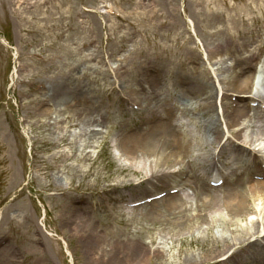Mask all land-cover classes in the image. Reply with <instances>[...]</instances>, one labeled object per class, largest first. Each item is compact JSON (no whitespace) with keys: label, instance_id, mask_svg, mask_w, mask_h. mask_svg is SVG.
<instances>
[{"label":"rangeland","instance_id":"374dc122","mask_svg":"<svg viewBox=\"0 0 264 264\" xmlns=\"http://www.w3.org/2000/svg\"><path fill=\"white\" fill-rule=\"evenodd\" d=\"M0 32L12 45L0 40V264H264V238L244 247L237 226L222 222L237 218L249 241L264 235L251 225L263 220L264 195L249 198L244 216L217 206L216 221L169 233L168 206L142 200L176 183L123 146L173 109L180 137L197 140L190 156L179 155L183 169L173 165L188 215L202 196L189 173L198 169L210 186L218 172L200 166L228 136L264 156V0H0ZM242 59L253 67L240 95L231 85ZM237 101L255 108L241 137L234 130L245 116L230 124ZM216 118L218 136L209 129ZM249 155L238 162L228 149L224 160L239 175ZM256 164L249 174L264 169V159ZM226 183L235 186L232 175Z\"/></svg>","mask_w":264,"mask_h":264},{"label":"bare ground","instance_id":"6f19581e","mask_svg":"<svg viewBox=\"0 0 264 264\" xmlns=\"http://www.w3.org/2000/svg\"><path fill=\"white\" fill-rule=\"evenodd\" d=\"M192 25V22H190ZM193 26V25H192ZM253 65L246 59H242L240 61V71H239V77L236 79L235 83H233L231 86L233 89H235L238 94L242 95L241 92L245 91L247 89L246 86H248L247 83H245V76L250 72ZM254 69V68H253ZM255 75V72H253L252 76ZM244 77V78H243ZM196 90V87H188L186 88V92L194 93ZM57 91H53V95H56ZM82 93L86 95V93L82 90ZM69 94L73 96V91L69 89ZM65 101H72L71 98L66 97L64 99ZM240 100V99H239ZM240 102L237 101L236 103V115L235 118L230 122L231 125L235 124V122L238 121V118L241 116H245V119L243 122L240 123V127H237L236 130H234V134L236 137L242 136V131L244 128L251 126L252 123V116L249 115V108L245 107L243 109H240ZM242 106V107H243ZM205 107L207 109L215 110L214 104H205ZM253 108H251L252 110ZM208 110V111H211ZM257 112H260L259 109H257ZM174 113L173 109L168 108L164 115H160L158 118L157 125L153 130H149L148 132L145 131H137V136L134 140H131V142L126 143L124 141L123 146L124 147H132L134 148V151L132 149L128 150L129 153H132V157L136 161H140L145 163H148L150 170L152 171V174L154 177L161 178H172L169 184L175 183L174 181H177L173 176L175 174L173 170V165L178 164L180 166L179 170L183 169V163L181 157L179 155L183 156H190L192 152V148L197 144V140L195 141L193 135L190 133V135H187L186 139H182L179 135L178 126L173 120L172 114ZM262 117V116H260ZM219 119L216 118L213 120V123L210 124V131L213 132L218 136L221 132H223V129L220 127ZM261 126L264 129V116L262 117ZM235 140L228 136L224 148L219 152V160L217 161L215 157L212 158L211 154H206V161L203 163V165L200 166L203 171H205L206 174L212 173L213 170L218 169L220 166L228 165L227 168L231 169L232 179L233 182H235V186L229 187L228 183H225L223 186L219 187H212L208 186L205 183V178L202 175L198 174V169H193L192 173H189V178L196 179L194 181V185H197V191L200 193L202 192V196H200L198 203H197V212L193 215H188L186 210L188 209V206L186 204V197L184 191H179L173 194H170L168 196L162 197L161 200L157 201L159 204L158 211H162V207L160 206V202L164 203L168 207L165 208L166 211L171 213V216H169L171 219V222L169 221L171 226H165V229L170 233L173 231L176 234H180L183 231L186 230H192L193 227H199L201 222H214L217 220L215 217H209L210 210L217 206H224L226 209H228L231 213L235 214L236 216H244V212L246 210L251 209L247 202L249 198L252 196H257L258 194L264 195V181L263 180H256L253 181V175H250L248 172H244L238 175L239 170H237L235 165L233 164L234 160H237L238 162H243L245 159L248 158L247 153H251L249 156L257 157L259 160L263 158V155H259L257 152L253 151L248 146L247 143H240L239 147H234L233 142ZM235 143V142H234ZM231 150L234 153V160L232 164L230 165L229 162L225 159V154L227 153V150ZM264 148H260V152L263 153ZM126 151V150H125ZM126 151V152H128ZM256 161L254 159V162L252 164H248L247 166H244L242 170H248L253 169L257 170ZM149 170V169H148ZM244 170V171H245ZM222 169H220V172ZM253 173V172H252ZM261 174L264 178V169H260L259 172H254ZM198 176V177H196ZM188 178V180H189ZM187 180V181H188ZM231 181V180H230ZM243 185L242 189H239L238 184ZM251 183V184H250ZM184 184V182L182 183ZM246 184L250 185L253 189H255L254 194H250L246 189ZM180 184H176L175 186H171L169 188H174ZM206 190H210V194L207 196H203L206 192ZM220 190H222L224 193L221 194ZM264 198V197H263ZM264 202V200H263ZM261 213L263 215L262 221H257L254 223V221L251 222V225L257 227L260 223L264 227V207L261 210ZM157 219L160 221L166 220V217L162 212H157ZM198 220L194 222L193 219ZM227 221V225H236L237 227L233 230L237 232V237L240 239H244V247L251 246L253 244H261L263 245L262 239L264 238V235H259L255 238L254 241H249L247 239L248 234H251V229L248 227H239L238 226V219L237 218H231L223 220L222 222ZM192 222H194L192 224ZM260 226V225H259ZM258 226V228H259ZM164 229V231H166ZM99 259L102 258V255H99ZM190 262L194 261L193 257L189 258Z\"/></svg>","mask_w":264,"mask_h":264}]
</instances>
